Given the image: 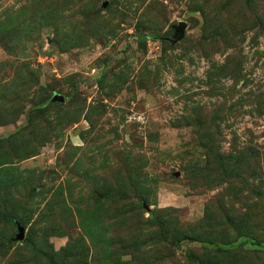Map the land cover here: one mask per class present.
Here are the masks:
<instances>
[{
  "label": "rangeland",
  "instance_id": "1",
  "mask_svg": "<svg viewBox=\"0 0 264 264\" xmlns=\"http://www.w3.org/2000/svg\"><path fill=\"white\" fill-rule=\"evenodd\" d=\"M0 264H264V0H0Z\"/></svg>",
  "mask_w": 264,
  "mask_h": 264
},
{
  "label": "water",
  "instance_id": "2",
  "mask_svg": "<svg viewBox=\"0 0 264 264\" xmlns=\"http://www.w3.org/2000/svg\"><path fill=\"white\" fill-rule=\"evenodd\" d=\"M183 28H184V24H181L180 28L178 29V32L181 33V36L184 35V30H183ZM19 232H20V235L18 236L17 239H18L19 241H23V240L25 239V231H24V229L20 228V229H19Z\"/></svg>",
  "mask_w": 264,
  "mask_h": 264
},
{
  "label": "trees",
  "instance_id": "3",
  "mask_svg": "<svg viewBox=\"0 0 264 264\" xmlns=\"http://www.w3.org/2000/svg\"><path fill=\"white\" fill-rule=\"evenodd\" d=\"M6 37H9V35H6ZM28 241H30V240H28ZM189 241L195 242V241H197V240H195V239H193V238H190Z\"/></svg>",
  "mask_w": 264,
  "mask_h": 264
}]
</instances>
